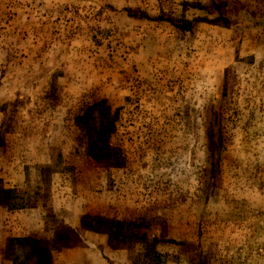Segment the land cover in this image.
<instances>
[{
  "label": "rangeland",
  "instance_id": "rangeland-1",
  "mask_svg": "<svg viewBox=\"0 0 264 264\" xmlns=\"http://www.w3.org/2000/svg\"><path fill=\"white\" fill-rule=\"evenodd\" d=\"M40 246L264 264V0H0V264Z\"/></svg>",
  "mask_w": 264,
  "mask_h": 264
},
{
  "label": "trees",
  "instance_id": "trees-1",
  "mask_svg": "<svg viewBox=\"0 0 264 264\" xmlns=\"http://www.w3.org/2000/svg\"><path fill=\"white\" fill-rule=\"evenodd\" d=\"M108 152V151H107ZM110 155L114 154V151H109ZM112 165V164H110ZM81 227L84 230L93 232V233H104L107 234L108 241H113L118 237L110 231V228L107 227V222L98 220L94 217L84 216L81 219ZM119 233V230L113 231ZM76 238V232L68 228H57L51 232V239L54 245L59 248L69 249L74 246ZM125 236H121L119 241L125 240ZM33 257L36 261V264H51V255L47 246L32 247L31 248Z\"/></svg>",
  "mask_w": 264,
  "mask_h": 264
},
{
  "label": "crops",
  "instance_id": "crops-1",
  "mask_svg": "<svg viewBox=\"0 0 264 264\" xmlns=\"http://www.w3.org/2000/svg\"><path fill=\"white\" fill-rule=\"evenodd\" d=\"M70 254L72 256H75L72 259L78 258V259L83 260L82 264H105V261H104V263H101L99 256L98 257H94V259H91V258H89V257H87L85 255L82 256V251L79 248H75V249L71 250ZM95 258H98V259L95 260ZM72 264H73V261H72Z\"/></svg>",
  "mask_w": 264,
  "mask_h": 264
}]
</instances>
